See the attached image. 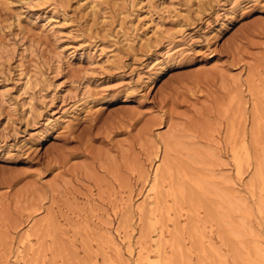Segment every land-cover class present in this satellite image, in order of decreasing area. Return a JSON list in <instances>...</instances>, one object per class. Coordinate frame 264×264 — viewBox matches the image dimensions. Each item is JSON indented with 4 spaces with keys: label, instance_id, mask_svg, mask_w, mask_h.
Wrapping results in <instances>:
<instances>
[{
    "label": "rangeland",
    "instance_id": "obj_1",
    "mask_svg": "<svg viewBox=\"0 0 264 264\" xmlns=\"http://www.w3.org/2000/svg\"><path fill=\"white\" fill-rule=\"evenodd\" d=\"M262 251L264 0H0V264Z\"/></svg>",
    "mask_w": 264,
    "mask_h": 264
},
{
    "label": "bare ground",
    "instance_id": "obj_2",
    "mask_svg": "<svg viewBox=\"0 0 264 264\" xmlns=\"http://www.w3.org/2000/svg\"><path fill=\"white\" fill-rule=\"evenodd\" d=\"M168 140V139H167ZM172 143H174L175 144V142H172ZM171 142H169V141H167V142H165L164 143V146H165V149H164V154H166V156L167 157H169L170 156V152L172 151V146H171V144H172ZM237 146V145H236ZM174 148V147H173ZM237 148V149H236ZM235 149H234V156L232 157V158H234V161H235V164H236V168H237V171H239V169L241 168V165H242V163H243V159H242V157H241V154L240 153H242V150H243V147H240V149L242 148V150L241 151H239V149H238V147H236ZM200 155V154H199ZM232 155H233V153H232ZM197 156V155H196ZM243 156V155H242ZM169 160V159H168ZM171 164H172V162L171 161H165V163L163 164V169L162 170H156V172H155V174H154V184L156 185V188L155 189H157V187L159 186V184H160V181L163 179V178H165V174L168 172V171H170L171 169ZM188 168V167H187ZM215 184V183H214ZM218 186V185H217ZM225 190V189H224ZM227 191V190H226ZM224 192V191H223ZM225 193V192H224ZM224 193H222L221 195L223 196L224 195ZM227 193V192H226ZM226 195V194H225ZM226 196H228V194L226 195ZM227 198V197H226ZM230 202V203H229ZM224 203V202H223ZM226 206H224L223 207V211H221V212H223V216L225 217V219L226 218H230V214H231V212H233L232 211V209H233V207L231 208V206H233V203L234 202H231L230 200H228V199H226ZM229 203V204H228ZM145 204V203H144ZM144 204H143V207H144ZM146 205V204H145ZM237 205V204H236ZM146 207V206H145ZM236 208V207H235ZM239 210V209H238ZM237 211V210H236ZM235 212V211H234ZM208 213H210L209 211H208ZM220 213V212H219ZM209 216L211 217V218H213V212H212V215H210L209 214ZM214 218H216V215L214 214ZM218 217V216H217ZM219 218V217H218ZM221 218V217H220ZM226 222V221H225ZM232 222H233V220H232ZM225 229V228H224ZM263 252V251H262ZM148 253V252H147ZM263 254H264V252H263ZM140 255V254H139ZM147 259V258H146Z\"/></svg>",
    "mask_w": 264,
    "mask_h": 264
}]
</instances>
